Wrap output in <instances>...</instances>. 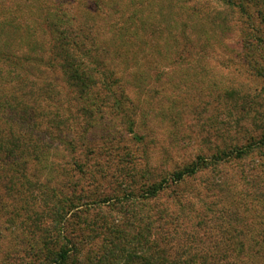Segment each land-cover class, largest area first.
I'll return each instance as SVG.
<instances>
[{
	"label": "rangeland",
	"instance_id": "374dc122",
	"mask_svg": "<svg viewBox=\"0 0 264 264\" xmlns=\"http://www.w3.org/2000/svg\"><path fill=\"white\" fill-rule=\"evenodd\" d=\"M255 1L241 13L225 0H0V43L37 62L15 71L26 88L0 63V107L19 98L55 147L31 152L29 184L20 173L11 193L0 184V264H43L36 248L59 232L94 262L109 230L120 236L116 252L147 264H264V146L222 164V150L255 144L264 125ZM55 13L95 54L81 58L91 94L50 62L45 18ZM198 159L207 166L172 181ZM52 199L68 213L51 217ZM50 244L57 252L61 243Z\"/></svg>",
	"mask_w": 264,
	"mask_h": 264
},
{
	"label": "trees",
	"instance_id": "16d2710c",
	"mask_svg": "<svg viewBox=\"0 0 264 264\" xmlns=\"http://www.w3.org/2000/svg\"><path fill=\"white\" fill-rule=\"evenodd\" d=\"M249 2H252V0H241L240 3L233 2V0H225V3L229 6L237 5L236 7L239 8L241 13H245V8H247V5L250 4ZM254 3H256V5L260 9H264V0H256ZM263 12L258 11L259 15H262ZM66 18L67 17L65 13H55L51 21L46 16V31L49 37V45L46 50L50 54V62L59 63L63 75L69 82H71L70 84L75 90L81 92L85 91L91 94L93 87L96 86V82L94 78H91L92 73L84 64L85 61H83V59L81 58H85L88 56L93 59L95 54L88 55L90 52L86 50L87 40L82 38V40L79 41L76 30H70L67 27H63L66 22H69L68 18ZM77 30L79 31V34L84 35L85 31H83L82 29ZM131 33L134 34L135 32ZM0 37H2V35H0ZM90 46L92 47L93 43H91ZM14 49L15 48L11 44L0 43V63L2 65H5L7 69L5 73L8 75L9 80L12 82H17V80H19L18 78L20 74L15 71L18 70L26 73V69L24 68V66L29 65L31 66V68H33L35 67L37 62H35V60L31 61L30 56L25 57L21 56V54H15L16 50ZM40 49L36 51L42 54L47 52L46 50L41 52ZM256 49H258V46ZM116 54L117 56H120L118 52H116ZM254 71L257 76L261 77L264 81V68H259L257 66ZM20 78L21 79L17 82V84H19V86L21 87L23 86L24 88H26V79L23 76H20ZM14 101H17L14 106H4L5 104H7V102H4L0 107V184H3L2 181L5 178L4 190L10 193L14 190V183L16 182L14 180H11V178L15 176L14 173H20V175L17 174L19 177H21L20 179L24 180L26 184H29L27 180H25L26 178L24 177V175L22 176V172L26 165L29 164V158L32 157L31 152L35 151V153H37L43 152L44 150H47L49 152L47 147L49 149L52 148V150H54L55 148L52 147L50 142H46L44 136H41L43 134L45 135V131L42 132L37 128L35 129V121L33 119L35 117L34 111H26L25 107H23L24 103L19 98L15 99ZM62 126L63 125H61L60 127L57 126V131H59ZM260 129V138L259 140H257V142H255V144H249L248 146L237 150H222V164L226 162L225 160H239L243 158V156L245 157L253 153L254 150L258 147H263L264 125ZM49 139L50 141H52L51 137H49ZM56 142L61 143L65 148H71L72 150L74 149L71 141L59 142L58 139L56 140ZM48 152H46V156H48ZM44 161L47 162L49 160L46 159ZM220 161V159L213 158V162H210V165H215ZM206 163L207 162L205 160L198 159V161H196L194 164L185 166L180 171L175 172L172 175V181L181 182L184 177H191L195 175L198 171L207 166ZM45 166L48 167L47 164H45L44 167ZM162 189L163 184H159L157 188H153L151 195L153 196L157 194V192ZM53 204L55 207L52 210L53 216L51 215V217L58 216L64 211V206H62L61 202L54 203L53 201ZM65 213L67 214L68 212ZM107 233V242L110 246L103 251L104 253L100 257L94 258L96 260L94 262L82 257L81 260L79 259V257L77 258V255L73 252V250H70L68 248L69 240L67 236H62L60 232L56 235V238H48V241L41 238L42 245L40 246V248H36L35 253H38V255L40 254L41 257L44 258L43 260L45 262H43V264H117L118 259H121L122 264H147L148 259L144 256H137L136 254L130 253L129 251H127V254L123 255L116 252L117 250L114 247V241H116L117 243H121L120 236H117L118 234H115L116 231L109 230ZM140 237L141 236H139L138 238ZM51 240H56L57 242L61 243L57 252H52L51 247L53 246L50 244ZM75 246L76 245H74L73 248L76 249ZM49 247L50 250H48L49 252H47L46 254L44 250ZM227 256L228 255L222 254V258ZM229 258L232 259V262H235L233 261L232 256ZM70 259L71 262L69 263Z\"/></svg>",
	"mask_w": 264,
	"mask_h": 264
}]
</instances>
